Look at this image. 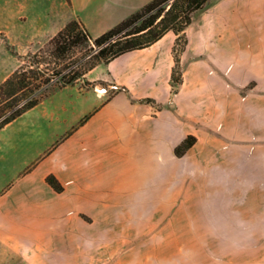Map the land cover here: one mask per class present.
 <instances>
[{"label": "crops", "instance_id": "0c3cea01", "mask_svg": "<svg viewBox=\"0 0 264 264\" xmlns=\"http://www.w3.org/2000/svg\"><path fill=\"white\" fill-rule=\"evenodd\" d=\"M147 1L66 0L70 13L61 22L80 18L96 36L109 26L95 29L94 19L112 25ZM11 16L27 19L19 10ZM61 22L56 12L43 16L16 50L26 53ZM185 33L176 88V34L169 30L85 74L126 91L110 95L79 80L0 128L5 237L42 249L53 245L63 264L91 259L93 244L120 246L109 264H146L141 244L203 242L204 228L214 245L264 238V0H209ZM18 64L0 41V82ZM188 134L195 142L176 155ZM48 173L62 191L46 182ZM160 254L155 264H185L182 249ZM211 264H219L216 251Z\"/></svg>", "mask_w": 264, "mask_h": 264}, {"label": "trees", "instance_id": "16d2710c", "mask_svg": "<svg viewBox=\"0 0 264 264\" xmlns=\"http://www.w3.org/2000/svg\"><path fill=\"white\" fill-rule=\"evenodd\" d=\"M208 1L148 0L96 36L80 18H71L41 46L24 54L4 39L5 46L18 58L19 64L0 82V128L56 88L81 80L84 87L109 90L108 83L90 81L85 74L99 63H107L122 53L151 45L169 30L176 34L171 80L173 84H179L182 71L176 44L183 38L180 50L184 49L188 41L185 29L192 22L195 11ZM111 85L116 89L110 95L127 90L124 86ZM146 100L153 102L150 98ZM195 140V135L188 134L175 146V154L183 155ZM45 180L54 190H63V184L53 173H48Z\"/></svg>", "mask_w": 264, "mask_h": 264}, {"label": "rangeland", "instance_id": "374dc122", "mask_svg": "<svg viewBox=\"0 0 264 264\" xmlns=\"http://www.w3.org/2000/svg\"><path fill=\"white\" fill-rule=\"evenodd\" d=\"M18 1L22 2L23 6L19 7V4H13L12 6L6 5L2 0H0V41L4 42L5 39L9 43L13 44L15 48L16 46L23 47L27 43L28 39L35 35V33L37 32V26L42 20L43 16L50 15L52 12H56L59 14V19L61 22L70 13L69 7L66 4V0ZM143 4L139 5L134 10L138 9ZM200 9L195 11L193 19H195V14ZM18 10L26 13L27 19L15 20L14 18H12L11 13ZM66 22H61L60 27H62ZM114 24L108 25V23L106 22H99L94 19L92 26L95 29H100L106 26L111 27ZM7 34L8 39L6 36ZM11 40H13L15 43L11 42ZM45 41L33 45L30 49L35 50ZM183 44V38L179 39L178 43L176 44L177 52L179 54H181L182 52L180 49ZM173 85L174 88H176L178 84ZM115 89L116 86L110 85L108 91L110 93ZM204 198V202L210 204V197ZM15 230L18 231L19 229ZM199 230H201L200 232H198L201 237L200 240L202 239L203 242L192 244L189 243L165 245L166 248H164L163 245L141 244V256L145 257L144 260L146 264H155L154 258L156 257V255H161L160 253H163L172 247L174 249L179 248L183 250V255L186 256L182 261L185 264H211V258L214 251H216V258L219 259V264H264V238L261 239L257 237V241L255 242V238H252L253 242L246 245H228L224 243L214 245L210 242V240L212 239L211 229L204 228ZM46 247L47 248L45 249H42V246L38 245H31L30 247V245H25L19 243L18 241L10 240L9 238L5 237L3 229H0V264H63L58 259L61 254L57 251L50 250V247L54 246L47 245ZM119 249L120 246L113 244H93L91 259H87L85 261H77L76 264H109V260H107V258L112 254H115L116 251H119ZM228 253H230V260L227 259ZM27 257L31 259L27 260ZM140 263H143V261L141 260Z\"/></svg>", "mask_w": 264, "mask_h": 264}]
</instances>
